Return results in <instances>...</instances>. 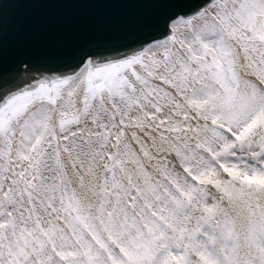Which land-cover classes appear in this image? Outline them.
Segmentation results:
<instances>
[{"label":"snow or ice","instance_id":"6c2138e0","mask_svg":"<svg viewBox=\"0 0 264 264\" xmlns=\"http://www.w3.org/2000/svg\"><path fill=\"white\" fill-rule=\"evenodd\" d=\"M0 264H264V0H0Z\"/></svg>","mask_w":264,"mask_h":264}]
</instances>
